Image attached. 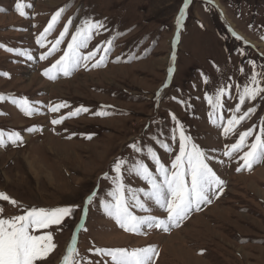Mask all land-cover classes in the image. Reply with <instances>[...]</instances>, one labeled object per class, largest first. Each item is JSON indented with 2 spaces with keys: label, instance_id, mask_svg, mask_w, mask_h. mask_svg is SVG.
<instances>
[{
  "label": "rangeland",
  "instance_id": "rangeland-1",
  "mask_svg": "<svg viewBox=\"0 0 264 264\" xmlns=\"http://www.w3.org/2000/svg\"><path fill=\"white\" fill-rule=\"evenodd\" d=\"M17 2L32 5L25 9L28 18L15 11ZM183 5L184 0H0V9L4 10L0 12V44L34 57L29 61L0 48V73L10 77L0 76V94L26 97L43 113L27 117L10 100L0 102V113H4L0 115V130L17 131L23 137L18 146L0 147V192L28 208L80 206L73 218L65 220L63 230L51 229L57 247L42 264H62L81 221L86 197L98 185L99 194L110 187L100 178L110 173L117 158L131 160L136 155L129 145H150L166 165L170 162L156 139L171 143L172 113L201 148L225 160L223 165L216 161L211 164L225 181L224 191L211 204L202 205L201 211L193 212L181 227L169 233L152 230L146 236L124 232L103 214L97 202L89 206L87 231L78 234L79 253L97 261L100 257L89 252L93 245H153L159 251L156 264H264V163L254 165L250 172H237L235 161L221 155L226 141L210 123L205 99L206 94H213L226 83L233 84L235 95V85L244 82L251 72L247 61L264 64V0H211V4L191 0L177 41L176 20ZM61 8L65 12L48 37L57 38L72 19L73 29L61 48L87 16L103 21L108 31L95 36L86 51L113 36L117 38L105 66L81 68L70 77L50 81L42 73L62 53L39 60L47 49L40 48L36 38ZM233 32L242 39H236ZM241 66L244 75L239 71ZM170 67L175 70L169 79ZM205 76L208 84L203 82ZM165 83L169 87L157 104L156 93ZM178 100L186 101L191 108ZM62 102L69 107L58 113L48 111L49 105ZM236 103L238 100L225 97L226 109ZM101 106L111 115H93ZM253 106L256 113L238 131L259 125L264 118V102L259 99L246 102L242 110ZM81 107L89 111L64 119L60 125L51 123ZM34 127L40 130L28 131ZM141 158L154 167L146 156ZM126 183L146 187L134 176L127 177ZM0 205L5 217L20 214L6 201H0Z\"/></svg>",
  "mask_w": 264,
  "mask_h": 264
},
{
  "label": "snow or ice",
  "instance_id": "snow-or-ice-1",
  "mask_svg": "<svg viewBox=\"0 0 264 264\" xmlns=\"http://www.w3.org/2000/svg\"><path fill=\"white\" fill-rule=\"evenodd\" d=\"M190 3L191 0H184L183 8L177 17V41ZM207 3L211 4V0H207ZM31 7L30 3L17 2L15 11L21 17L28 18L25 9ZM2 11L4 10L0 9V12ZM64 12V8L58 10L51 17L43 32L36 38V43L40 48L47 49L39 56V60L46 61L51 56L62 53L42 73L50 81H55L61 76L70 77L81 68L90 70V68L105 66L109 53L114 50V40L117 38L113 36L112 39L86 51L95 36L108 31L103 21L87 16L81 19L71 31L66 47L61 48L66 38L69 37L70 29H73L72 19L67 21L57 38L48 40V37L55 31ZM233 35L238 40L242 39L235 32ZM261 38L264 39V37ZM49 45L51 46L49 47ZM0 48L26 57L29 61L34 60V57L27 51L7 48L3 44H0ZM101 52L103 54L98 56ZM240 54H244L243 49ZM175 58V54H173V62ZM247 63L251 66V72L244 82L235 85V95L232 93V83L221 84L213 94L205 95L210 108L209 121L220 130V135L226 141L221 155L226 157L229 162L235 161L237 172L244 170L250 172L254 165L264 163V118L260 120L259 125L238 131L240 126L250 120L257 111L255 106L248 107L246 111L242 110L246 102L250 104L258 99L264 102V64H257L253 60H249ZM174 70V67L169 68V79ZM239 71L241 75H244L243 66ZM0 76L9 77V74L0 73ZM203 82L208 84V77L205 76ZM167 87L169 84L165 83L163 88L156 93L157 104L161 93ZM225 97L230 101L238 100V103L234 108L226 109ZM6 100H10L27 117L43 114L40 108L26 97L16 98L0 94V102ZM177 102L191 108V105L184 100ZM66 107L69 105L62 102L54 106L49 105L48 111L58 113ZM104 108L105 106H101V110L93 115L99 117L111 115ZM88 111L81 107L67 116L52 119L51 123L60 125L64 119ZM3 114L0 113V115ZM171 120L174 124L171 130V143L156 139L159 147L170 157V162L166 165L156 149L150 145L141 146L138 142L129 145L136 155L131 160L123 157L117 158L110 168L111 174L105 173L100 178L102 181H107L110 187L103 194H99L98 185L97 189L86 197L81 221L73 233L66 254L62 258V264H156L159 251L153 245L136 248H99L93 245L89 252L100 257V260L93 261L88 257L81 256L77 246L78 234L81 231H87L85 221L89 206H93L97 202V206L102 209L103 214L113 220L124 232L146 236L152 230L169 233L172 229L181 227L193 212L201 211L202 205L211 204L213 198H218L222 194L225 181L217 175L211 164L216 161L223 165L225 160L217 159L210 151L201 148L174 113L171 114ZM38 130L40 129L35 127L28 129L29 132ZM87 138L91 139L92 137L88 136ZM22 143L23 137L20 132L0 130V147H7L9 144L18 146ZM145 156L154 167H150L149 163L141 158ZM132 176L142 181L146 187H132L126 183V178ZM0 201L8 202L20 212V214L5 217L3 215L4 207L0 205V264H42L57 247L51 229L55 227L58 231L63 230L62 226L65 224V220L73 218L74 212L80 208L79 205L28 208L2 192H0ZM154 212L159 215L153 214Z\"/></svg>",
  "mask_w": 264,
  "mask_h": 264
},
{
  "label": "trees",
  "instance_id": "trees-1",
  "mask_svg": "<svg viewBox=\"0 0 264 264\" xmlns=\"http://www.w3.org/2000/svg\"><path fill=\"white\" fill-rule=\"evenodd\" d=\"M118 232H119V231H118ZM119 234H122V235H123V234H126V233H124V232L120 231V232H119Z\"/></svg>",
  "mask_w": 264,
  "mask_h": 264
},
{
  "label": "bare ground",
  "instance_id": "bare-ground-1",
  "mask_svg": "<svg viewBox=\"0 0 264 264\" xmlns=\"http://www.w3.org/2000/svg\"><path fill=\"white\" fill-rule=\"evenodd\" d=\"M53 183V182H52Z\"/></svg>",
  "mask_w": 264,
  "mask_h": 264
}]
</instances>
